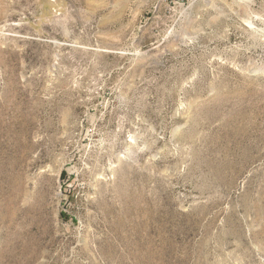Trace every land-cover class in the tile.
I'll return each instance as SVG.
<instances>
[{"label":"rangeland","instance_id":"1","mask_svg":"<svg viewBox=\"0 0 264 264\" xmlns=\"http://www.w3.org/2000/svg\"><path fill=\"white\" fill-rule=\"evenodd\" d=\"M0 264H264V0H0Z\"/></svg>","mask_w":264,"mask_h":264}]
</instances>
